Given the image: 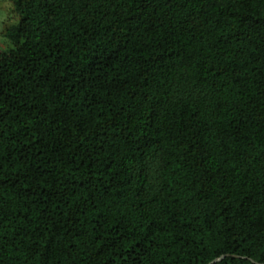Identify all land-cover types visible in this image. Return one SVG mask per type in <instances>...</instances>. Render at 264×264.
<instances>
[{
	"label": "trees",
	"instance_id": "1",
	"mask_svg": "<svg viewBox=\"0 0 264 264\" xmlns=\"http://www.w3.org/2000/svg\"><path fill=\"white\" fill-rule=\"evenodd\" d=\"M10 1L0 264L264 263V0Z\"/></svg>",
	"mask_w": 264,
	"mask_h": 264
},
{
	"label": "rangeland",
	"instance_id": "2",
	"mask_svg": "<svg viewBox=\"0 0 264 264\" xmlns=\"http://www.w3.org/2000/svg\"><path fill=\"white\" fill-rule=\"evenodd\" d=\"M19 21L13 1L0 0V53L11 46L9 33Z\"/></svg>",
	"mask_w": 264,
	"mask_h": 264
},
{
	"label": "water",
	"instance_id": "3",
	"mask_svg": "<svg viewBox=\"0 0 264 264\" xmlns=\"http://www.w3.org/2000/svg\"><path fill=\"white\" fill-rule=\"evenodd\" d=\"M223 255L219 256V257H216L215 259H213L210 263H214L218 260H220L222 258ZM258 264H264V263H258Z\"/></svg>",
	"mask_w": 264,
	"mask_h": 264
}]
</instances>
